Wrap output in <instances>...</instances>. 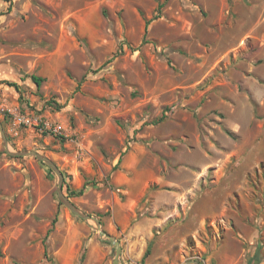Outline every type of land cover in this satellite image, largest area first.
<instances>
[{
    "label": "rangeland",
    "instance_id": "374dc122",
    "mask_svg": "<svg viewBox=\"0 0 264 264\" xmlns=\"http://www.w3.org/2000/svg\"><path fill=\"white\" fill-rule=\"evenodd\" d=\"M0 121L123 264H264V0H0ZM58 180L0 133V264H113Z\"/></svg>",
    "mask_w": 264,
    "mask_h": 264
},
{
    "label": "water",
    "instance_id": "95a60500",
    "mask_svg": "<svg viewBox=\"0 0 264 264\" xmlns=\"http://www.w3.org/2000/svg\"><path fill=\"white\" fill-rule=\"evenodd\" d=\"M0 133H1V137H2V142L3 145L7 151L8 154L12 155V156H33L36 159L40 160L41 162L46 163L47 165H49L54 171L55 173L58 175V195L61 199V201L68 206L75 214L81 216L82 218L86 219V220H94L96 222L97 225V229L99 231V234L101 237H106L111 244L114 246L115 250H116V255L114 257L113 260V264H122L120 262V256H121V252H122V247L120 245V241L118 239H116L115 237L111 236L110 234H108L107 232H105V230L102 229V223L101 221L92 215H88V214H84L71 200L70 198L64 194L63 190H64V174L61 171V169L58 167V165L48 156L36 151V150H11L10 149V144H9V140L7 137V134L5 132V129L2 125V122L0 121ZM190 263H195V264H201L199 261L197 260H193V261H187L186 264H190Z\"/></svg>",
    "mask_w": 264,
    "mask_h": 264
},
{
    "label": "trees",
    "instance_id": "16d2710c",
    "mask_svg": "<svg viewBox=\"0 0 264 264\" xmlns=\"http://www.w3.org/2000/svg\"><path fill=\"white\" fill-rule=\"evenodd\" d=\"M5 1L11 2V0H5ZM31 78L33 79V81L36 83L37 86H40L43 79H44L43 77L35 75V74L31 75ZM120 160H119V162H120ZM84 189H85V187L83 186L80 190H76V191L73 190V191H71V193H72V195H81L84 193ZM146 253H148V251ZM84 256H85V253H83L82 258H84Z\"/></svg>",
    "mask_w": 264,
    "mask_h": 264
},
{
    "label": "crops",
    "instance_id": "0c3cea01",
    "mask_svg": "<svg viewBox=\"0 0 264 264\" xmlns=\"http://www.w3.org/2000/svg\"><path fill=\"white\" fill-rule=\"evenodd\" d=\"M2 7V6H1ZM2 17V16H1ZM88 236H90V234L88 235ZM91 240V239H90ZM89 240V242H88V252H89V254H88V252H87V255H88V257H89V259L87 258V264H94L93 262H94V260H92V255L94 254V249L95 248H97V247H99L98 246V244L95 242V240L93 239V240H91L90 241ZM91 255V256H90ZM121 262V261H120ZM122 263V262H121ZM79 264V263H78ZM104 264H108V263H104ZM123 264V263H122Z\"/></svg>",
    "mask_w": 264,
    "mask_h": 264
},
{
    "label": "built area",
    "instance_id": "2783aa9c",
    "mask_svg": "<svg viewBox=\"0 0 264 264\" xmlns=\"http://www.w3.org/2000/svg\"><path fill=\"white\" fill-rule=\"evenodd\" d=\"M18 119H19V121H27V122H30L29 119H26V118H23V117H19Z\"/></svg>",
    "mask_w": 264,
    "mask_h": 264
}]
</instances>
